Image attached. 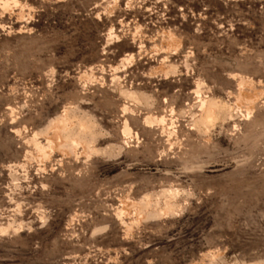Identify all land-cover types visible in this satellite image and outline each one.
Wrapping results in <instances>:
<instances>
[{
  "label": "rangeland",
  "instance_id": "374dc122",
  "mask_svg": "<svg viewBox=\"0 0 264 264\" xmlns=\"http://www.w3.org/2000/svg\"><path fill=\"white\" fill-rule=\"evenodd\" d=\"M0 264H264V0H0Z\"/></svg>",
  "mask_w": 264,
  "mask_h": 264
},
{
  "label": "bare ground",
  "instance_id": "6f19581e",
  "mask_svg": "<svg viewBox=\"0 0 264 264\" xmlns=\"http://www.w3.org/2000/svg\"><path fill=\"white\" fill-rule=\"evenodd\" d=\"M126 126H127V125H126ZM130 129H131V128H130ZM124 130H126L128 134L132 133V132L129 131V126L126 127ZM129 132H130V133H129ZM125 134H126V133H125ZM130 135H133V134H130ZM136 136H138V135H136Z\"/></svg>",
  "mask_w": 264,
  "mask_h": 264
}]
</instances>
